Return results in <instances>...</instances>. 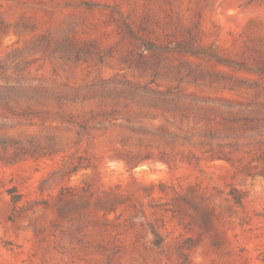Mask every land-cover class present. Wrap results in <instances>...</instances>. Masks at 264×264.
Wrapping results in <instances>:
<instances>
[{
    "label": "rangeland",
    "instance_id": "1",
    "mask_svg": "<svg viewBox=\"0 0 264 264\" xmlns=\"http://www.w3.org/2000/svg\"><path fill=\"white\" fill-rule=\"evenodd\" d=\"M0 84L26 88L0 106V264H264V126L230 161L170 148L192 122L151 94L263 122L264 0H0Z\"/></svg>",
    "mask_w": 264,
    "mask_h": 264
},
{
    "label": "trees",
    "instance_id": "2",
    "mask_svg": "<svg viewBox=\"0 0 264 264\" xmlns=\"http://www.w3.org/2000/svg\"><path fill=\"white\" fill-rule=\"evenodd\" d=\"M25 89L21 85L17 87L4 85L2 87V84H0V106L2 107V99H6L3 106L7 107L8 98L25 93ZM151 94L164 103L162 107L173 118H177L181 122L187 120L192 122L191 131L183 133L169 132L163 129L158 131V137L162 139L164 145L170 146V148H172L173 144L180 142L193 147L205 148L204 152L212 158L230 161L228 155L230 150L234 152L241 150L240 138L245 137V135L254 137L255 135L263 134L264 121L262 122L256 114H249L247 110L241 108V105L233 104L230 101L198 97L184 93L177 86L167 88L162 92L151 90ZM213 121H216L217 124H212ZM195 126L198 127L195 128ZM78 129L80 132L85 131V123L79 122ZM257 144L259 147L250 156V161L264 159V151L260 148V144H263V142L257 141ZM225 148L230 150H225ZM18 150L10 157L11 161L20 159L23 155L30 153L25 148L20 147ZM166 154L164 151H159V155L163 159ZM29 155L32 156V154ZM13 191V188L8 189L10 200L14 204L19 200L20 194H16ZM228 193L233 204L242 205L244 197L242 191L231 187ZM179 255L185 258L183 251L179 252Z\"/></svg>",
    "mask_w": 264,
    "mask_h": 264
}]
</instances>
